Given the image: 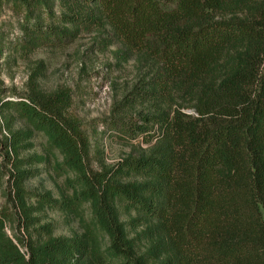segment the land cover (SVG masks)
<instances>
[{"label":"trees","instance_id":"1","mask_svg":"<svg viewBox=\"0 0 264 264\" xmlns=\"http://www.w3.org/2000/svg\"><path fill=\"white\" fill-rule=\"evenodd\" d=\"M58 1L60 13L54 0L0 9L22 10L25 53L110 27L117 59L136 60L140 77L106 124L134 151L95 169L69 88L46 92L35 72L18 99L0 86L19 209L12 233L0 211V264H264V0ZM38 133L71 173L60 199L24 188L46 160L19 157ZM40 207L75 214L83 231L54 236L34 216Z\"/></svg>","mask_w":264,"mask_h":264},{"label":"rangeland","instance_id":"2","mask_svg":"<svg viewBox=\"0 0 264 264\" xmlns=\"http://www.w3.org/2000/svg\"><path fill=\"white\" fill-rule=\"evenodd\" d=\"M53 10L57 13L62 11V4L58 0H54ZM22 18V10L13 5L0 9V34L4 40V52L0 57V86L6 89L7 99H18L21 94L30 91L31 75L35 72L42 90L51 92L69 88L72 91L70 112L82 122L89 136V160L93 168L98 169L101 160L114 164L132 153V146L110 131L106 122L110 116L117 114L124 94L138 81L140 73L136 60L121 63L117 59L114 52L119 46L112 43L114 38L110 27L84 29L75 40L64 45L42 46L25 53L18 49ZM186 111L193 112L191 109ZM11 124L13 129L24 127V123L18 119L11 121ZM8 134L0 117V211H5L11 219L7 223V231L12 233L18 230L16 217L19 216V209L11 197L14 194L10 175L12 167L7 161L5 146ZM141 141L138 138L134 144ZM33 144L29 149L22 148L19 157L46 156V160L34 165L36 172L24 182V188L32 193L49 192L57 199L69 195L66 181L71 173L58 167L62 155L57 150L47 151L46 138L41 133L34 136ZM140 145L147 146L146 143ZM35 199L28 198V203L36 204ZM84 214L88 217L89 211L86 210ZM34 216H39V226L52 223L54 236H71L83 231L75 214L40 207ZM129 216L122 210V220H128ZM131 216H135V213ZM33 237L37 238L35 232Z\"/></svg>","mask_w":264,"mask_h":264}]
</instances>
